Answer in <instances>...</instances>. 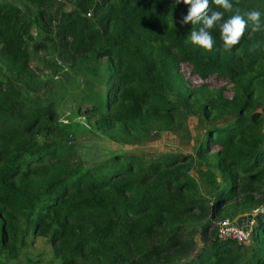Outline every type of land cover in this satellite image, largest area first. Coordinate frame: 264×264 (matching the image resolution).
Returning <instances> with one entry per match:
<instances>
[{"label":"trees","instance_id":"obj_1","mask_svg":"<svg viewBox=\"0 0 264 264\" xmlns=\"http://www.w3.org/2000/svg\"><path fill=\"white\" fill-rule=\"evenodd\" d=\"M57 1L0 0V264H264V48L248 51L264 32L249 38V24L229 53L213 28L205 51L187 41L201 25H182L175 0H71L70 11ZM231 2L264 13V0ZM30 47L55 49L73 75L103 72L79 138L45 100ZM181 109L201 116L194 137ZM157 125L190 151H144ZM102 138L140 151L86 159ZM260 208L249 245L219 239L216 220ZM37 239L47 263L29 258Z\"/></svg>","mask_w":264,"mask_h":264},{"label":"rangeland","instance_id":"obj_2","mask_svg":"<svg viewBox=\"0 0 264 264\" xmlns=\"http://www.w3.org/2000/svg\"><path fill=\"white\" fill-rule=\"evenodd\" d=\"M7 1L15 5H21L18 0ZM57 3L60 6L64 7L66 11H70L73 8L71 0H58ZM21 9L25 11H28V9L31 10L30 6H28L27 9L25 7ZM34 32L36 33V31ZM30 53L31 68L33 70H36L38 75L44 81H47L45 93L46 96L51 99L45 100L54 101L58 119L62 123L69 125L71 126V128L75 129V134L79 138L81 135L86 133L82 130V128H85L86 126V120L84 117L85 109L90 107V105L99 103L101 100L100 98H102L104 95L105 77L103 76V72L101 71V73L97 75L76 76L67 71V67L60 62V57L55 49H49L47 51H38L30 47ZM51 61L58 62L57 66H60L63 71L55 70L50 65L52 63ZM189 71L190 70L188 69H183L181 71L183 73L184 79L188 81V83L186 82L187 86L197 87L198 80L196 78L191 77L190 74L188 77L187 74L189 73ZM207 84L210 85V87L219 86L218 83L214 82L213 80L208 81ZM225 94L227 95V97L231 96V94ZM80 105L82 109L79 110L78 106ZM262 113L264 125V107L262 109ZM178 118L188 126L191 135L194 137L198 132L197 126L198 121L201 119V116L196 113L195 110H187L182 111ZM159 127H161V129L157 130V128L159 129ZM152 131L154 133L158 132L159 136L157 140L153 142H147L144 145V151L156 150L160 153H179L180 151H190V147H184L180 145V139L174 136L173 128L171 129V127L157 125L156 127L152 128ZM190 143L192 147L194 144L193 140H190ZM124 149L136 153L140 151L137 146L128 147L124 145H118L112 140L102 138L92 142H88L85 145V148L81 151V154L84 155L86 159H99L105 153H110L111 151L117 150L123 151ZM225 218L226 217L222 216L214 222L213 228L216 231L219 223H221L222 221L230 222L229 219L227 220ZM195 239L197 241V244L199 245L198 238ZM27 252L30 256V259L38 262L41 261L42 263L49 262L50 258L52 257V253L49 246L42 239H37L33 245L27 248ZM19 260L22 264H26L24 256H21ZM11 264L19 263L11 262Z\"/></svg>","mask_w":264,"mask_h":264},{"label":"clouds","instance_id":"obj_3","mask_svg":"<svg viewBox=\"0 0 264 264\" xmlns=\"http://www.w3.org/2000/svg\"><path fill=\"white\" fill-rule=\"evenodd\" d=\"M180 3L187 7V12L180 23L201 25L198 29L193 28L190 31L187 41L205 51H211L216 44L211 33L213 28L219 29L222 50L229 53L240 43L249 24L252 25L249 38L252 34L264 32V22H262L264 13L258 9L241 12L239 8H233L231 0H175V4ZM210 4H214L216 10L209 14ZM225 12L232 14L225 19ZM261 48H264V42L257 41L249 46L248 51L254 53Z\"/></svg>","mask_w":264,"mask_h":264},{"label":"built area","instance_id":"obj_4","mask_svg":"<svg viewBox=\"0 0 264 264\" xmlns=\"http://www.w3.org/2000/svg\"><path fill=\"white\" fill-rule=\"evenodd\" d=\"M258 210L254 211L252 214H256ZM254 222L249 224V227L252 229ZM218 237L221 240H231L236 241L242 245H249L251 241V231L244 232L241 229H237L232 226V222L222 221L218 225Z\"/></svg>","mask_w":264,"mask_h":264},{"label":"water","instance_id":"obj_5","mask_svg":"<svg viewBox=\"0 0 264 264\" xmlns=\"http://www.w3.org/2000/svg\"><path fill=\"white\" fill-rule=\"evenodd\" d=\"M258 212H262V208L258 209L257 213ZM256 214L250 213V214L241 216V217L237 218L232 223V226L235 227V228H237V229H241L244 232H250L251 231V228L249 227V224L251 222H254V217H255Z\"/></svg>","mask_w":264,"mask_h":264}]
</instances>
